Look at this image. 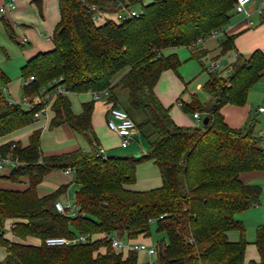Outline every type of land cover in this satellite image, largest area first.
Listing matches in <instances>:
<instances>
[{"label":"trees","instance_id":"trees-1","mask_svg":"<svg viewBox=\"0 0 264 264\" xmlns=\"http://www.w3.org/2000/svg\"><path fill=\"white\" fill-rule=\"evenodd\" d=\"M120 3L134 4L131 0H60L54 49L37 54L22 67L24 79L34 77L23 85V94L40 93L61 79L58 84L65 93L58 94L53 104L51 127L68 123L92 140L94 101L84 103L77 115L65 94L109 89V100L120 107L119 93L126 90L129 107L140 113L139 122L129 115L148 142V152L138 157L109 155L106 160L95 150L82 149L45 156L41 130L33 132L26 147L18 142L1 146V155L11 151L15 160L7 178L19 182L27 177L29 185L25 190L0 188V247L8 253L0 264H139L136 251L116 250L105 235L122 239L150 236L152 223L165 235L156 243L157 264H244L246 229L236 214L261 205L262 187L243 182L241 174L264 171V148L255 133L256 121L233 128L221 109L226 104H246L249 91L264 76V53L256 50L248 58L238 55L226 77L224 70L209 73L204 89L211 102L203 103L193 95L189 103L182 104L185 113L204 114L209 122L200 127L180 126L155 92L162 72L177 71L181 64L175 54L164 51L189 47L212 31L224 29L237 0H152L142 6L139 17L95 23L91 5L115 12ZM7 32L14 38L8 25ZM234 39V35L221 39L217 58L234 49ZM40 108L23 110L9 104L0 91V138L33 123ZM146 160L159 168L162 185L134 190L137 167ZM69 167L75 169L79 186L76 216L55 207L66 187L38 195L46 175ZM7 219L17 220L12 227L15 236L21 240L36 237L42 244L9 240L4 227ZM234 229L241 235L233 242L228 232ZM82 234L101 237L62 246L44 242L49 237ZM255 245L260 261L248 264H264V224L257 227Z\"/></svg>","mask_w":264,"mask_h":264},{"label":"crops","instance_id":"crops-1","mask_svg":"<svg viewBox=\"0 0 264 264\" xmlns=\"http://www.w3.org/2000/svg\"><path fill=\"white\" fill-rule=\"evenodd\" d=\"M8 1L0 0V7ZM59 2L60 0H19L15 8L5 10L0 16V70L3 73L2 79L7 81L6 83L3 82L0 91L3 95L4 93L8 95V98L17 100L23 96L25 79L22 77V67L37 54L54 49L53 34L56 25L61 19ZM138 2H141V7L147 5L143 0H139L136 3ZM258 8L257 3L253 1L247 4L244 12L238 13L235 11L230 23L223 29V35L218 38L207 37L203 42L196 45L194 49L182 46L169 48L164 51L165 55L175 54L181 60V64L177 71L167 69L162 72L155 87V92L161 102L170 108V114L178 125L195 127L196 120L193 114L191 116L182 110V104L189 103L193 95L199 96L203 103L211 102V95L204 89V85L210 77L207 66L212 59H217L222 38L226 35L235 36L234 49L218 58L221 65L220 69H227L222 68V65L223 67H230L238 55L248 58L256 50L264 53V16L263 12L258 11ZM7 25L10 27L14 38L7 32ZM195 52L201 54L194 56ZM4 60H15L18 65H21L22 79H18L17 84H14L9 78L11 77L10 69L7 63H4ZM258 85L260 86L258 87ZM2 89H5V92ZM65 95L70 100L73 113L77 115L82 113L84 103L94 101L91 119L94 139L90 140L86 134L76 132L68 123L51 127V120L55 115L53 103L47 118L39 115L35 117L33 123L1 137L0 147L9 142H18L23 147H26L30 143V137L33 132L41 130V149L45 156L62 155L79 149L85 152H92L94 150L97 151L98 147H104L109 155L117 156H132L139 151L138 146L144 152L147 143L139 130L133 136L131 144L127 147H122L120 137L108 127L109 106L113 103L109 98L95 100L90 92H67ZM260 106H264V76L249 91L246 104L242 106L226 104L221 109V112L229 126L240 128L251 120L256 121V124L264 122V112L259 111ZM201 116L203 119L204 114H201ZM136 141L138 145H134L131 148L130 146ZM5 159L8 161H4ZM14 161L11 151L5 156L0 153V188L25 190L29 185L27 177H22L19 182H13L7 178L12 172ZM241 179L247 184L258 185V180L264 179V171L243 172ZM136 182L132 185V189L137 191H144L148 190V188L151 189L162 185V182L159 184L155 180L146 189L136 184ZM259 186L262 187L263 194L264 185L261 184ZM61 187H66V192L62 193L57 201L65 203L73 196L76 197V191L79 186L75 182L74 175L68 176L61 170H53L39 184L38 195L42 197L51 194ZM247 211L236 214V219L244 225L250 221V214L244 216L245 213H250ZM16 221V219H7L4 222V227L7 230L5 236L9 240L37 246L42 244L41 239L36 237H28L25 240H21L15 236L12 232V227ZM238 232V230L229 231V240L238 241L240 237ZM94 237H101V234H95ZM141 237L144 238V236H139L136 239L142 240ZM7 254V250L4 247H0L1 261L5 259ZM251 260L260 261L255 241L247 245L244 264H248Z\"/></svg>","mask_w":264,"mask_h":264},{"label":"built area","instance_id":"built-area-1","mask_svg":"<svg viewBox=\"0 0 264 264\" xmlns=\"http://www.w3.org/2000/svg\"><path fill=\"white\" fill-rule=\"evenodd\" d=\"M19 0H9L5 5L0 7V16L2 15L5 10L13 9L16 7V4ZM86 2V0H83ZM132 2L136 3L139 0H131ZM255 0H237V3L235 4V11L240 13L245 11V7L250 2H253ZM91 9L95 11L93 14V20L97 25H100L108 19H112L116 22H123L125 20H128L133 17H139L142 13V7L140 9L135 8L134 4L129 3H120L119 8L115 12H105V11H99L96 9L95 5H91ZM259 12H264V0H261L259 8ZM221 35H223V29L220 30H214L212 31L208 37L212 38H218ZM205 38H199L195 42H193L189 48L194 49L196 45L203 42ZM161 55V52H158V56ZM220 60L211 61L209 66L207 67V71L209 73L220 71ZM232 72L231 67L229 69H225L222 73L224 77L228 76ZM34 79L33 76H31L28 79L24 80V84H28L30 81ZM61 81V79H55L52 81V84L48 87H44L41 89V93L37 94H23V96L17 100L14 99H7L9 104L12 105H19L23 106L26 105L28 107L27 110H32L37 106H41L40 110H38L35 114V117H38L41 115L42 117L47 118L48 112L50 108L52 107V104L56 100V97L58 94L65 93V88L58 84ZM93 98L95 100H100L102 98H109L111 96V92L109 89H105L103 91H90ZM260 112H264V106L259 107ZM108 121L107 125L108 127L115 132L119 137L121 141L122 147H127L131 144L133 136L137 133L138 128L136 126V123L134 120L130 117L129 113L122 109L121 107H118L117 105H114V103H111L109 106L108 111ZM196 122L195 126L200 127L202 126V116L200 113L196 112L193 114ZM257 136L261 138V143L264 148V127H262L258 133ZM96 154L98 157H100L103 160H106L109 157V153L104 147H98ZM4 161H8L5 159ZM64 174L68 176H72L75 174V169L69 167L60 169ZM75 179V175H74ZM56 209L64 214L70 215V216H76L78 212V207L75 203H72L70 200L63 203L61 201L55 202ZM163 217V216H161ZM106 240L110 241L112 246L118 250L123 252L124 254L126 252L124 251H136L138 254L139 252L145 253L149 257L148 264H157V258H158V246L156 243H144L137 239H122L117 237L114 234H106L105 235ZM95 239L94 235H78L75 238H68L63 236H55V237H49L44 242L48 246H62V245H71V244H77V243H87L90 241H93ZM155 258L153 261L152 258ZM198 264H201L200 262Z\"/></svg>","mask_w":264,"mask_h":264},{"label":"rangeland","instance_id":"rangeland-1","mask_svg":"<svg viewBox=\"0 0 264 264\" xmlns=\"http://www.w3.org/2000/svg\"><path fill=\"white\" fill-rule=\"evenodd\" d=\"M143 1L145 4H149L151 2V0H143ZM254 2L257 3V5L259 6L261 0H255ZM140 4H141V2L135 3L134 4L135 8L140 9V7H141ZM216 60H219V59L218 58L212 59L211 61H216ZM4 61H5L4 63H7L8 67L10 69L11 77H9V78H11V80H12V82H14V84L15 83L17 84V80L22 79L21 68H20L21 65H18L15 60H4ZM209 64H208V66H209ZM222 68L229 69V66L223 67V65H222ZM222 70L223 69H220V71H222ZM3 82H4V80L0 77V87L3 85ZM259 86L260 85H258V87ZM2 91L5 92V89H2ZM4 96L6 99H10V98H8L9 97L8 95H5V93H4ZM126 96H127L126 90L119 93V99L121 101L120 107L124 110H127L128 113L132 114L133 119L136 122H139L140 119L138 116H140V113L133 111L132 108L129 107V105L127 103ZM198 98L200 99L199 96H198ZM22 107H23V109H28V107L26 105H23ZM190 115L192 116V114H190ZM262 127H264V122H261V123L258 122L255 125V133L257 134L258 131ZM145 141H146V139H145ZM146 143H147V147L144 148V152H142L143 150L141 149V147L138 146L139 151L136 152V154L145 155L148 152V142L146 141ZM134 145H138V142L137 141L134 142L130 147L133 148ZM155 180H157V182H159V184H161V182H162V178H161L159 169H158L157 165L154 163V161L146 160V161L141 162L137 167V182H136V184H139L141 187H144L147 189L148 186L150 187L152 185L151 182H153ZM149 183H151V184H149ZM258 183H259L258 185H261V184L264 185V179L258 180ZM158 187H160V185ZM158 187H155V188H158ZM155 188H151V189H155ZM151 189L148 188V190H151ZM144 191H147V190H144ZM70 201L72 203H75L76 202L75 197L73 196L72 198H70ZM261 203H262L261 207L260 206L256 207V208L253 207L247 211L250 213L244 214V216H246L247 214L248 215L250 214L249 215L250 221L244 225L245 229H246L245 236H246V240L248 243H253V241L256 240L257 227L261 224H264V192L261 195ZM234 230H236V229H234ZM234 230H231V231H234ZM238 233L240 236L241 235L240 231ZM141 238H142V240L140 239V241H142L144 243L151 244V243H157L159 241L164 240L165 235L158 232L156 223H152L151 235L150 236H144V238L143 237H141ZM124 239H126V238H124ZM239 239H240V237H239ZM124 252H126L125 254H128L127 251H124ZM152 260L154 261L155 258L153 257ZM148 261H149V257L145 253L139 252V258H138L139 264H148ZM1 262L2 261L0 259V263Z\"/></svg>","mask_w":264,"mask_h":264},{"label":"water","instance_id":"water-1","mask_svg":"<svg viewBox=\"0 0 264 264\" xmlns=\"http://www.w3.org/2000/svg\"><path fill=\"white\" fill-rule=\"evenodd\" d=\"M209 122V118L206 116V117H204L203 118V124H207ZM133 156H136V157H138V156H140V154H134Z\"/></svg>","mask_w":264,"mask_h":264}]
</instances>
